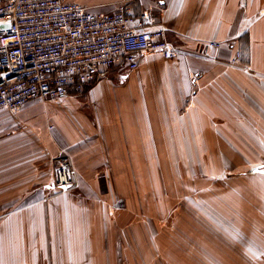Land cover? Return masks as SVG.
<instances>
[{
    "label": "crops",
    "instance_id": "obj_1",
    "mask_svg": "<svg viewBox=\"0 0 264 264\" xmlns=\"http://www.w3.org/2000/svg\"><path fill=\"white\" fill-rule=\"evenodd\" d=\"M68 1L94 13L121 6L134 14L148 11L154 19L150 28L165 31L176 55L146 54L136 70L120 64L99 74L78 97L32 101L20 110L23 129L8 133L6 147L0 148V264L30 256V180L45 178L34 192L52 191L61 151L69 154L79 180L65 193L61 209L66 213L84 204H73L72 196L88 200L101 193L133 194L128 179H136L139 192L143 177L158 171L159 161L171 168L175 162H196L206 180L222 183L229 176L239 185L246 208L263 217L262 234L255 228L258 234L248 232V245L264 244V0ZM209 42L220 46L209 47ZM237 51L241 58L232 63ZM20 138L28 143L19 144L24 151L16 153L11 146ZM38 150L41 160L31 156ZM112 180L114 188L105 191ZM61 196L38 202L50 213ZM61 217L38 219L45 241L49 236L62 242L63 235L88 241L79 234L94 228V212ZM219 248L224 264H244L240 259L245 258V264H261L260 256L264 264V253L256 255L253 249L247 248L245 257L231 244L230 250Z\"/></svg>",
    "mask_w": 264,
    "mask_h": 264
},
{
    "label": "rangeland",
    "instance_id": "obj_2",
    "mask_svg": "<svg viewBox=\"0 0 264 264\" xmlns=\"http://www.w3.org/2000/svg\"><path fill=\"white\" fill-rule=\"evenodd\" d=\"M20 110H0V148L6 147L3 143H6L4 137L8 133L23 129ZM52 129L49 130L54 133ZM16 141L11 147L16 148V153H23L24 147L19 144L23 141L28 143L27 139ZM40 154L38 150L31 156H38L41 160ZM64 155L69 156L61 151L57 157L60 159ZM228 177L224 176L222 183H216L214 179L215 182L203 178L196 162H175L171 168L170 163L159 161L158 171L153 169L151 176L143 177L139 192L138 188L135 190L136 179H128L133 186V194L101 193L95 197L91 195L88 200L72 196L70 200L73 204H84L74 205L69 213L61 209L66 202V192L54 189L45 195L34 192L36 185L41 186L45 178L32 177V206L26 211L32 218L30 256L15 259L16 264H224V260L216 255L217 249L221 250L219 246L223 245L230 250V244L241 251V256L248 257L247 248L261 255L264 244L256 243L250 248L246 235L248 232L262 234L263 224L259 219L263 217L257 211L256 215L246 208L245 199L241 198L245 196L240 194L239 185ZM77 183L79 186L78 178ZM109 188H114L113 180L110 186L107 184V188L103 189L106 191ZM58 195H62L63 200L50 213L46 211L44 202H38L39 199L51 200ZM92 212L94 228L79 234L88 241H69L66 239L69 235H63L62 242H55V238L50 239L49 236L48 241L44 240V233L41 234L44 226H39V218L58 217L60 214L64 219L81 214L91 217ZM254 228L259 232L256 233ZM89 230L94 231V237ZM256 259L263 264L262 256ZM240 261L247 263L248 259Z\"/></svg>",
    "mask_w": 264,
    "mask_h": 264
},
{
    "label": "built area",
    "instance_id": "obj_3",
    "mask_svg": "<svg viewBox=\"0 0 264 264\" xmlns=\"http://www.w3.org/2000/svg\"><path fill=\"white\" fill-rule=\"evenodd\" d=\"M153 23L148 11L134 14L128 6L94 13L68 0L0 3V110L78 97L99 74L120 64L136 70L146 54L175 57L165 31L150 28ZM208 46L218 49L220 43ZM240 58L237 51L231 61ZM52 186L60 193L78 187L69 156L59 159Z\"/></svg>",
    "mask_w": 264,
    "mask_h": 264
},
{
    "label": "bare ground",
    "instance_id": "obj_4",
    "mask_svg": "<svg viewBox=\"0 0 264 264\" xmlns=\"http://www.w3.org/2000/svg\"><path fill=\"white\" fill-rule=\"evenodd\" d=\"M216 255L219 256L221 259H223V258H222V254H221L220 251H217ZM223 260H224V259H223Z\"/></svg>",
    "mask_w": 264,
    "mask_h": 264
}]
</instances>
